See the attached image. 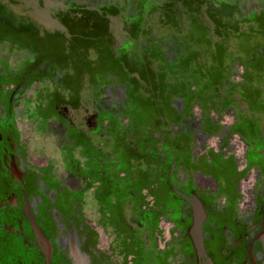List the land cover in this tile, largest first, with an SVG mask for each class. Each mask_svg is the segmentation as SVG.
Wrapping results in <instances>:
<instances>
[{"label":"flooded vegetation","instance_id":"flooded-vegetation-1","mask_svg":"<svg viewBox=\"0 0 264 264\" xmlns=\"http://www.w3.org/2000/svg\"><path fill=\"white\" fill-rule=\"evenodd\" d=\"M152 1L0 0V264L72 220L98 264H264V36L202 61L199 0L160 38Z\"/></svg>","mask_w":264,"mask_h":264},{"label":"rangeland","instance_id":"rangeland-1","mask_svg":"<svg viewBox=\"0 0 264 264\" xmlns=\"http://www.w3.org/2000/svg\"><path fill=\"white\" fill-rule=\"evenodd\" d=\"M152 3L153 9L147 19L152 21L154 37L178 33L177 29L166 27V21L186 26L189 18L182 0H153ZM198 3L197 10L189 14L199 20L202 61L210 57L217 62H231L241 55L244 38L254 34L264 36V0H199ZM40 46L53 60H64V47L58 38ZM105 62L112 63L108 52ZM108 208L114 211L112 205Z\"/></svg>","mask_w":264,"mask_h":264},{"label":"water","instance_id":"water-1","mask_svg":"<svg viewBox=\"0 0 264 264\" xmlns=\"http://www.w3.org/2000/svg\"><path fill=\"white\" fill-rule=\"evenodd\" d=\"M72 222L71 230H64L61 226L62 234L59 240V247L63 252L65 258L61 264H98L97 262V253L93 246L90 243H87V239L83 236L77 234V229L84 232L85 226L83 224H75L74 220ZM36 225V224H35ZM34 225V227H35ZM38 227V225H36ZM83 226V228H82ZM49 241L46 240V244L43 247L45 248V264H54L51 263L53 260L52 250L50 247Z\"/></svg>","mask_w":264,"mask_h":264}]
</instances>
